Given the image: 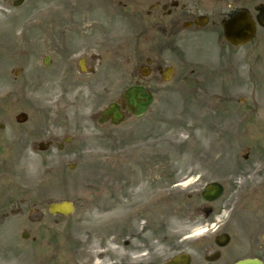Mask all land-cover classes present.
<instances>
[{
    "label": "rangeland",
    "instance_id": "1",
    "mask_svg": "<svg viewBox=\"0 0 264 264\" xmlns=\"http://www.w3.org/2000/svg\"><path fill=\"white\" fill-rule=\"evenodd\" d=\"M120 2L24 0L15 8L0 0V264H106L132 232L156 264L181 251L204 264L194 241L226 221L234 244L244 246L230 248L235 256L224 264L251 253L253 242L264 245V30L257 37L263 43L227 49L228 57L215 43L166 52L175 73L166 83L156 74L143 81L154 96L148 112L99 125L100 112L121 99L148 56L134 15ZM234 2L252 15L264 4ZM100 42L104 49L93 46ZM83 47L100 56L89 60L100 82L93 93L82 86L90 76L76 67ZM19 113L27 115L23 125L14 121ZM66 138L73 141L59 151ZM48 141L47 151L37 150ZM214 181L225 195L205 217L199 195ZM62 200L75 204L74 214L49 215L47 205ZM104 228L113 229L102 238L96 233ZM140 241L132 243L141 248ZM104 249L110 255L98 258ZM252 253L264 260V249Z\"/></svg>",
    "mask_w": 264,
    "mask_h": 264
},
{
    "label": "flooded vegetation",
    "instance_id": "2",
    "mask_svg": "<svg viewBox=\"0 0 264 264\" xmlns=\"http://www.w3.org/2000/svg\"><path fill=\"white\" fill-rule=\"evenodd\" d=\"M125 2H120V7L123 10H129L135 18L136 27L141 29V32L138 35V38L136 40L140 41L143 39L146 41V44H148V56L144 59V64L139 67L138 74H136L135 82L133 83V86H143V88L148 90V87L144 84L143 81H145L147 78L150 77L152 74L158 75L159 80L162 79L163 71L165 68L171 67L170 65H165V62H168L166 59L167 54L169 55H181V49L183 48V45L185 43H207L210 45H213L215 43V46L218 47V51L220 53V56L228 57L231 55L227 51L232 50L233 48L227 44L228 42L223 38L222 34V23L227 20L229 17L234 15L237 11L246 9H235L234 0H124ZM259 29H256V37L254 40L250 42L251 43H263L261 40L257 39L259 36ZM199 35L200 37L197 40H191L187 41L185 39V35ZM211 37V39H206L205 37ZM106 43H94L95 48L104 49ZM140 44V43H138ZM211 48V46H210ZM239 49V48H236ZM94 52V53H89ZM95 50H88L83 47L81 55L77 59L76 67L77 71L80 76L86 77L90 76L89 83L83 84L82 86H85V89L89 91V93L96 92L95 90L92 91L93 88L96 86H99L100 82L97 81L96 75V68H93L89 65V60H100V56H98V59H95L96 54ZM166 52H169L165 54ZM140 68H145L149 72V77L143 78L140 74L139 70ZM238 70V69H237ZM239 71V70H238ZM99 89V87H98ZM149 91V90H148ZM150 92V91H149ZM56 104L53 105L54 112L57 113ZM121 110H123V103L120 104ZM61 110V109H60ZM124 112V111H123ZM126 115V119H128V115L126 112H124ZM48 143L52 144L51 141H48ZM59 147V146H58ZM61 147V146H60ZM246 171H252V169H248ZM260 171V170H259ZM125 181H129L128 179H125ZM127 185V184H126ZM246 186V185H244ZM249 187V186H247ZM264 187V185H263ZM252 189H248L246 193L243 195L244 201L248 204L254 201V193L250 191ZM162 196V193L160 194ZM225 195V190L222 194V197ZM200 196V195H199ZM233 194H228V197H232ZM128 197H125V200ZM201 199V198H200ZM155 202L159 203V195H157V198H155ZM168 203V198L165 197L163 199V203ZM153 204V203H151ZM215 203H206L207 209H204L203 211L205 213H211L212 214V207L211 205ZM120 210V209H119ZM122 210V208H121ZM20 211V209H19ZM123 211V210H122ZM121 211V212H122ZM208 217V216H206ZM123 224V221L121 220L119 222V228ZM228 221L223 223L222 225L218 226V231L212 232V235L204 236L200 239L198 237L196 241H194L193 246L199 247L203 249V260L204 264H219V263H226L225 260L229 258H234L235 256V249L233 251H230L229 249L236 246L240 248L239 246L243 247V243L235 242L232 240V236L227 230ZM214 227V224L213 226ZM118 230L120 231V229ZM116 230V229H115ZM119 231H116L117 237H120ZM143 231L138 232V236L141 235ZM199 236V235H198ZM221 236H227V242L222 245L223 239ZM128 240H123V243L120 245L121 253L115 258L113 256H108L111 259V261H108L106 264H156L153 260L152 254L149 251L148 245L145 243L142 238H138L135 234V232H132L125 236ZM220 237V238H219ZM105 238V237H104ZM123 238L120 237V241L117 243H121V240ZM141 239V248L137 247L136 245H133L132 240L139 241ZM264 239V238H263ZM254 251V249L258 250L259 252L263 251L264 245H258L256 243H251V247ZM106 249H104L105 251ZM108 251V250H107ZM105 251L104 253L100 252L97 253V257L102 259H105V255L107 253ZM252 251V252H253ZM110 252H114L111 250ZM249 253L245 256H242L240 259L244 258H256L264 262L262 257L253 255V253ZM180 253H189L191 257V261H193V257L191 256L190 252L187 251H181L177 252V254ZM109 254V251H108ZM176 254V255H177ZM110 255V254H109ZM88 259V258H87ZM101 259V258H100ZM238 258L233 259V261H230L228 264H233L234 261L240 260ZM207 260H212L211 262H207ZM94 258L91 260L90 258L88 261L84 264H94L93 263ZM114 263H111V262ZM167 261V260H166ZM165 262V261H164ZM163 262V263H164ZM162 262L159 264H163ZM105 264V263H103ZM195 264V263H190Z\"/></svg>",
    "mask_w": 264,
    "mask_h": 264
},
{
    "label": "water",
    "instance_id": "3",
    "mask_svg": "<svg viewBox=\"0 0 264 264\" xmlns=\"http://www.w3.org/2000/svg\"><path fill=\"white\" fill-rule=\"evenodd\" d=\"M21 0L17 4H19ZM258 12L256 16V22L259 26L264 27V7L258 6L255 8ZM255 22L246 12H239L231 19L227 20L223 24L224 38L233 46H241L252 40L255 36ZM172 70L166 71L164 80H168L172 75ZM145 74V73H143ZM152 96L149 95L142 87H131L123 95V101L125 102V108L133 116H141L145 113L147 107L152 103ZM24 115L17 117L18 122L25 121ZM111 120L112 124H119L123 120V115L117 105H110L104 113L101 115L100 123ZM45 145H40V149H44ZM73 169V166L69 167ZM222 187L217 183H211L207 185L202 193V198L207 201H214L221 196ZM50 214H60L63 216L70 215L73 212V207L70 202L51 203L48 207ZM189 257L185 255H179L174 257L170 262L165 264H189ZM234 264H262L256 259H244Z\"/></svg>",
    "mask_w": 264,
    "mask_h": 264
},
{
    "label": "bare ground",
    "instance_id": "4",
    "mask_svg": "<svg viewBox=\"0 0 264 264\" xmlns=\"http://www.w3.org/2000/svg\"><path fill=\"white\" fill-rule=\"evenodd\" d=\"M110 227H111V226H110ZM112 229H113V228H108V229L104 228L100 233L97 232L96 234H97L98 236H101L102 238H104V237H106V236L112 231ZM94 230H95V229H94Z\"/></svg>",
    "mask_w": 264,
    "mask_h": 264
}]
</instances>
